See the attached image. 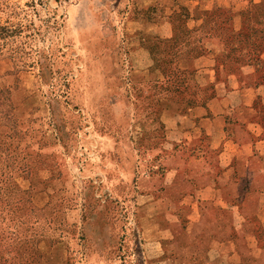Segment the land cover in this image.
I'll use <instances>...</instances> for the list:
<instances>
[{
    "label": "rangeland",
    "instance_id": "obj_1",
    "mask_svg": "<svg viewBox=\"0 0 264 264\" xmlns=\"http://www.w3.org/2000/svg\"><path fill=\"white\" fill-rule=\"evenodd\" d=\"M190 1L0 0V264H164L193 246L155 229L190 214L168 172L196 156L200 109L264 92V37L240 18L258 0Z\"/></svg>",
    "mask_w": 264,
    "mask_h": 264
},
{
    "label": "crops",
    "instance_id": "obj_2",
    "mask_svg": "<svg viewBox=\"0 0 264 264\" xmlns=\"http://www.w3.org/2000/svg\"><path fill=\"white\" fill-rule=\"evenodd\" d=\"M190 2L210 9L237 0H209V7L208 0ZM259 90L244 88L234 101L220 94L218 107L205 111V117L200 109L198 123L189 126L185 145L192 144L196 156L187 159L185 171L184 162L172 168L165 185L178 189V205L190 214L184 227L169 219L155 229L171 240L177 227L185 228L181 231L193 246L180 248L164 264H264V92ZM204 134L211 139L209 147L196 146Z\"/></svg>",
    "mask_w": 264,
    "mask_h": 264
},
{
    "label": "trees",
    "instance_id": "obj_3",
    "mask_svg": "<svg viewBox=\"0 0 264 264\" xmlns=\"http://www.w3.org/2000/svg\"><path fill=\"white\" fill-rule=\"evenodd\" d=\"M262 1L258 5H254V10H247L244 12H241V22H242V28L247 31L252 36L261 35V37H264V25L258 22V15L262 13ZM223 11V16H221V22H219L218 27L226 29L224 26L231 20H233V16L229 10H222V9H216L215 11H211L207 13L209 17H212L215 12H218L219 14ZM220 19V17L218 18ZM222 25V27H221ZM256 42V50L261 51L264 50V43Z\"/></svg>",
    "mask_w": 264,
    "mask_h": 264
}]
</instances>
